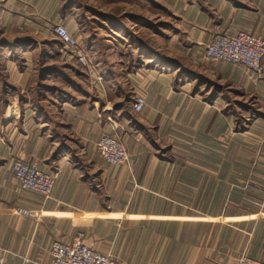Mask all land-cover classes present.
<instances>
[{"label": "crops", "instance_id": "1", "mask_svg": "<svg viewBox=\"0 0 264 264\" xmlns=\"http://www.w3.org/2000/svg\"><path fill=\"white\" fill-rule=\"evenodd\" d=\"M156 6L172 19L157 17L156 47L135 31L129 48L85 33L81 67L38 25L75 33L70 2L0 0L5 264H49L54 242L76 239L120 264H236L243 255L264 262V75L205 58L218 33L264 40V0ZM126 22H110L109 35L119 38ZM106 135L124 143L125 166L97 152ZM17 159L56 176L50 200L16 191Z\"/></svg>", "mask_w": 264, "mask_h": 264}, {"label": "built area", "instance_id": "2", "mask_svg": "<svg viewBox=\"0 0 264 264\" xmlns=\"http://www.w3.org/2000/svg\"><path fill=\"white\" fill-rule=\"evenodd\" d=\"M49 34L62 45L68 58L81 67L88 65L80 40L63 24H49L46 27ZM205 58L213 63H225L243 66L254 79H262L264 75V40L255 37L250 32L239 31L231 36L215 34L206 46ZM145 105L143 96L134 99L133 110L142 112ZM99 155L112 167H123L129 161L127 149L121 140L106 135L96 144ZM11 172L16 181V191H27L40 196L44 201L52 198L56 176H50L41 171L36 164H28L17 159L11 165ZM26 216L33 215L28 211H20ZM49 264H120L109 254H103L80 239L70 242L56 241L50 248ZM0 264H5L4 256L0 255ZM236 264H264L248 256H239Z\"/></svg>", "mask_w": 264, "mask_h": 264}, {"label": "rangeland", "instance_id": "3", "mask_svg": "<svg viewBox=\"0 0 264 264\" xmlns=\"http://www.w3.org/2000/svg\"><path fill=\"white\" fill-rule=\"evenodd\" d=\"M66 3L70 2L73 9H75L76 14L73 17L72 27H74L75 33H77V36L81 37V48L83 50V47L86 45L87 42L84 40L83 35L85 33H88L91 36V39L94 38L95 35H104L107 37L108 41L110 40V45L118 46L122 44L123 46L124 41H128V45L124 46L125 48H129L132 35H128V32L135 31L138 34V37H141L142 39L146 40V43L156 47L155 39L152 38V31L155 30V25L157 24V17H161L163 20H170L169 15H167V12L165 11L162 13L156 5L158 2H162V0H65ZM134 17H142L144 18V22H142V25L134 24L132 19ZM103 19H107L108 21H103ZM124 21L126 22V30L124 31V34H127V36H124V34H119V38H116V34L114 36H110L108 33V30H110V22L115 23V21ZM106 25V26H101ZM148 23L153 27H148ZM163 23V22H162ZM40 26H43L45 29V34L50 39H55L58 41L55 37H53L51 34L47 31V26H49L48 23L38 24ZM81 25V26H80ZM84 30L85 32H82ZM114 30V29H112ZM140 30V31H139ZM82 32V34L80 33ZM96 34H95V32ZM146 31V32H145ZM74 33V34H75ZM109 35V36H107ZM118 35V34H117ZM89 36V37H90ZM104 36H101L100 39H103ZM131 36V37H130ZM123 38V39H122ZM59 42V41H58ZM60 43V42H59ZM103 44V43H102ZM84 45V46H83ZM84 54L87 56V54L84 52ZM88 58V57H87ZM75 63V62H72ZM77 64V63H76Z\"/></svg>", "mask_w": 264, "mask_h": 264}]
</instances>
